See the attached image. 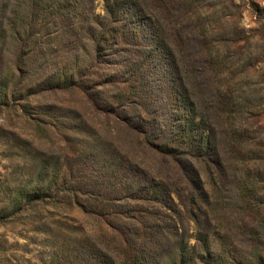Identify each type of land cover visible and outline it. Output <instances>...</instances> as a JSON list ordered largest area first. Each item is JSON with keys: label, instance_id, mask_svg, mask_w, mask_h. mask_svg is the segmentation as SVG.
<instances>
[{"label": "rangeland", "instance_id": "1", "mask_svg": "<svg viewBox=\"0 0 264 264\" xmlns=\"http://www.w3.org/2000/svg\"><path fill=\"white\" fill-rule=\"evenodd\" d=\"M0 208L1 264H264V0H0Z\"/></svg>", "mask_w": 264, "mask_h": 264}, {"label": "trees", "instance_id": "2", "mask_svg": "<svg viewBox=\"0 0 264 264\" xmlns=\"http://www.w3.org/2000/svg\"><path fill=\"white\" fill-rule=\"evenodd\" d=\"M107 13H108V16L112 19V20H114L115 19V14H116V10L115 9H113L112 7H109V8H107ZM34 194L36 195V192H34ZM31 195H29V197H30ZM38 196V195H37ZM36 196V197H37ZM26 199H27V197H26ZM17 201V200H16ZM5 217H8V214H7V212H6V210H4V209H2V208H0V224H2V221H3V219L5 218ZM65 249H67V247L65 246V248H64V252H65ZM69 249V248H68ZM67 249V250H68ZM2 262L0 261V264H1Z\"/></svg>", "mask_w": 264, "mask_h": 264}]
</instances>
